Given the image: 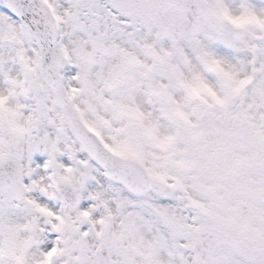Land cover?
I'll return each mask as SVG.
<instances>
[{
    "label": "snow or ice",
    "instance_id": "snow-or-ice-1",
    "mask_svg": "<svg viewBox=\"0 0 264 264\" xmlns=\"http://www.w3.org/2000/svg\"><path fill=\"white\" fill-rule=\"evenodd\" d=\"M0 264H264V0H0Z\"/></svg>",
    "mask_w": 264,
    "mask_h": 264
}]
</instances>
